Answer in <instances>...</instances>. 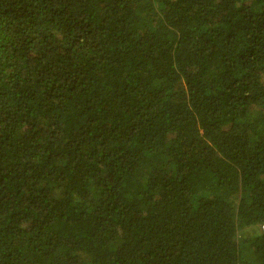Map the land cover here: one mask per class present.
I'll use <instances>...</instances> for the list:
<instances>
[{"label":"trees","instance_id":"1","mask_svg":"<svg viewBox=\"0 0 264 264\" xmlns=\"http://www.w3.org/2000/svg\"><path fill=\"white\" fill-rule=\"evenodd\" d=\"M264 0H0V264H264Z\"/></svg>","mask_w":264,"mask_h":264},{"label":"built area","instance_id":"2","mask_svg":"<svg viewBox=\"0 0 264 264\" xmlns=\"http://www.w3.org/2000/svg\"><path fill=\"white\" fill-rule=\"evenodd\" d=\"M261 230L264 231V225L261 227Z\"/></svg>","mask_w":264,"mask_h":264}]
</instances>
